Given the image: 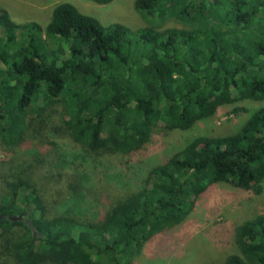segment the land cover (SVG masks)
Segmentation results:
<instances>
[{
  "label": "trees",
  "instance_id": "obj_1",
  "mask_svg": "<svg viewBox=\"0 0 264 264\" xmlns=\"http://www.w3.org/2000/svg\"><path fill=\"white\" fill-rule=\"evenodd\" d=\"M135 8L146 24L134 29L63 1L44 28L0 6L6 144L25 139L29 110L46 124L44 112L57 102L66 131L87 151L130 153L157 125L188 129L221 106L264 100V0H135ZM169 18L184 26H162ZM26 163L16 176L0 171V246L5 240L18 264H132L211 185L262 189L264 105L236 132L190 140L98 218L61 207L66 197L82 199V174L40 153ZM235 241L238 252L224 264H264V214L239 224Z\"/></svg>",
  "mask_w": 264,
  "mask_h": 264
},
{
  "label": "rangeland",
  "instance_id": "obj_2",
  "mask_svg": "<svg viewBox=\"0 0 264 264\" xmlns=\"http://www.w3.org/2000/svg\"><path fill=\"white\" fill-rule=\"evenodd\" d=\"M63 1L72 2L105 25L120 22L135 29L146 24L135 8V0H0V6L7 8L17 22L36 21L45 28L54 7ZM162 26L183 27L184 23L169 18ZM262 105L264 100H241L221 106L188 129L157 125L148 142L130 153H94L68 134L63 122L64 104L57 102L44 112L46 124H39L38 116L32 118L37 111L29 110L25 123L33 119L32 125L24 129L25 139L20 143L9 145L0 138V171L16 176L36 153L46 162H64L61 169L82 174L79 178L84 192L78 201L66 197L62 209L73 206L81 218H98L118 200L143 187L149 171L165 163L190 140L236 132ZM39 127L41 133L37 134ZM258 214H264V182L260 191L229 182L215 183L195 199L194 208L181 223L146 241L132 264H224L229 255L238 252L237 226ZM1 243L0 264H18L7 252L5 240Z\"/></svg>",
  "mask_w": 264,
  "mask_h": 264
}]
</instances>
